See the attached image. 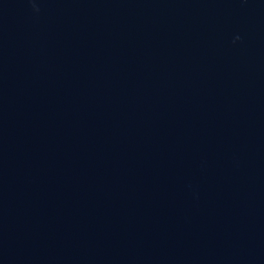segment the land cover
<instances>
[{
	"label": "water",
	"instance_id": "1",
	"mask_svg": "<svg viewBox=\"0 0 264 264\" xmlns=\"http://www.w3.org/2000/svg\"><path fill=\"white\" fill-rule=\"evenodd\" d=\"M0 264H264V0H0Z\"/></svg>",
	"mask_w": 264,
	"mask_h": 264
}]
</instances>
